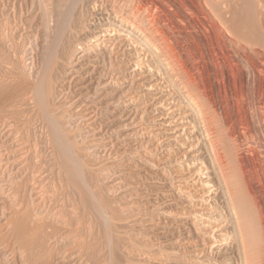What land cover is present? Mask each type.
<instances>
[{
	"label": "rangeland",
	"instance_id": "374dc122",
	"mask_svg": "<svg viewBox=\"0 0 264 264\" xmlns=\"http://www.w3.org/2000/svg\"><path fill=\"white\" fill-rule=\"evenodd\" d=\"M217 1L0 0V264H245L202 117L154 35L234 147L264 264V0L256 31Z\"/></svg>",
	"mask_w": 264,
	"mask_h": 264
},
{
	"label": "bare ground",
	"instance_id": "6f19581e",
	"mask_svg": "<svg viewBox=\"0 0 264 264\" xmlns=\"http://www.w3.org/2000/svg\"><path fill=\"white\" fill-rule=\"evenodd\" d=\"M209 1L211 2L214 0H209ZM235 1L236 0H218L216 5H218L220 7V5L222 3H225L224 5H226L227 2H229V3L234 2L232 4H235ZM237 3L238 2H236L237 6L234 5L235 7L232 9L235 11V13L237 15H240L244 21H247V25L250 27V29H253L256 31L257 25H255V23H251L254 20V17L256 16V5H257V3L255 2V0H239V3L238 4ZM230 6H231V4H230ZM132 25H133V27L137 26L135 23H132ZM137 29L139 30V28H136V30ZM143 33L147 35V32H143ZM147 38H150V40H152L153 46H155L156 47L155 49L157 51H159V54H158L159 57H161L162 60L168 66L167 67V72H168L167 76L169 77V79H171L173 81L172 83H174V85H176V87H178V90L180 91V93L183 94V96L188 101H190L191 104H193L195 107H197L198 114L202 117L201 124H202L203 128H205V134H206V138H207V141L209 144L210 156L213 159V163H214L216 171L220 175V179H221L222 186H223L222 189L225 192L227 199L231 203L232 209L234 210V212H236L235 213L236 214V225L238 227L237 229H239V232L241 234V255H242V258H243L245 264H250L251 263L250 262L251 257H252V250H251V246L249 245V236L250 235L246 230L248 227V222L246 221L245 213L242 211L243 209H241L242 207L240 208L241 205L239 206V204H241L240 191H241L242 187L239 188V185L235 181L236 179L234 180L231 177L230 160L227 159V157L231 156L234 147H230V145L228 147L229 143L223 141L221 139L220 134L214 130L213 122L208 117L207 109L200 108V105H199L200 103L198 102V97L195 94L194 89L192 88V83H190V84L187 82L185 83V81L183 82L181 80V76L186 75V73L188 71L187 68L184 67L183 65L176 64L175 62L174 63L171 62V60L174 59L171 50H169L163 44L157 43L158 40H157L155 35L153 38H152V36L151 37L147 36ZM150 40H149V42H150ZM231 169H232V167H231ZM67 226L71 227L74 231L79 230L82 227L81 219L79 217H77L76 219L69 220L67 223ZM70 236L73 240H75V242L77 241V237L75 236V233L74 234L71 233ZM77 246H78V244H77ZM74 253L75 252H73V247H72V250L70 249L69 251H67L63 257H65L64 259L67 260V262H68V259L71 256H73ZM72 258L75 259L74 257H72ZM73 259H71V262ZM77 260H83L84 264H100V263H98L96 258L94 259V257L88 256V255L87 256L80 255L77 258ZM81 263H83V262L81 261ZM104 264H107V263H104Z\"/></svg>",
	"mask_w": 264,
	"mask_h": 264
}]
</instances>
